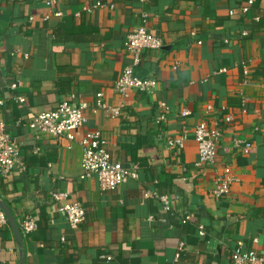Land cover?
Segmentation results:
<instances>
[{"label": "crops", "instance_id": "crops-1", "mask_svg": "<svg viewBox=\"0 0 264 264\" xmlns=\"http://www.w3.org/2000/svg\"><path fill=\"white\" fill-rule=\"evenodd\" d=\"M97 2L106 6L83 9ZM246 5L0 0V121L18 142L25 166L0 178V199L18 224L26 216L36 222L23 234L25 264H230L239 244L264 255V0L243 13ZM139 25L164 41L161 49L144 51L135 66L157 86L152 94L131 90L123 97L114 82L132 63L126 37ZM13 82L17 89L10 88ZM97 93L107 107L119 108L117 116L97 107ZM71 94L85 104L83 130L99 131L112 159L139 165L137 176L117 189L81 178L76 139L37 137L27 128L33 115ZM228 113L234 114L230 122ZM201 122L220 129L218 167L230 165L236 178L222 198L213 194L221 168L196 165L194 128ZM182 135L183 147L168 148V139ZM234 137L251 142V151L236 149ZM56 190L68 191L85 208L76 228L52 199ZM186 215L192 218L181 223ZM180 242L184 250L176 259ZM19 258L11 226H0V264H20Z\"/></svg>", "mask_w": 264, "mask_h": 264}, {"label": "built area", "instance_id": "built-area-1", "mask_svg": "<svg viewBox=\"0 0 264 264\" xmlns=\"http://www.w3.org/2000/svg\"><path fill=\"white\" fill-rule=\"evenodd\" d=\"M254 0H247L248 5L241 8L243 13L249 10V6ZM50 3V2H48ZM106 4L97 2L92 7H83L87 12L93 8H102ZM113 8V5H109ZM61 16V12L54 13ZM143 19L145 15L142 14ZM47 18V17H46ZM201 43V41H198ZM164 41L161 37L151 33L144 25L135 27L126 37V47L132 55V63L123 67L120 75L114 82L115 91L125 97L131 90L142 93L152 94L155 92L157 81L155 78H142L135 73V66L141 61L142 54L146 50L161 49ZM177 64L173 68H177ZM19 83L13 82L9 86L11 89H17ZM16 100L22 102L24 97L17 95ZM2 103V101H0ZM96 105L98 108L111 112V116L115 117L119 114L118 107H107L102 99V93H97ZM84 103L78 101L76 94H71L68 99L61 101L55 108L42 111L33 115L28 123L27 128L37 137L40 135H51L57 139L67 137L76 139L82 148V173L81 178H96L103 190H113L120 187L128 179L137 176V163H131L128 167L121 162L112 159L108 150L104 147V142L99 131L83 130L86 118L82 113ZM161 106L166 105L161 102ZM242 111H246L245 108ZM189 111L183 110L182 115H188ZM234 119V114L228 113L225 121L230 122ZM221 139L220 129L209 127L205 122H201L194 128V141L197 145V161L198 166L218 167L217 153ZM186 135L177 138L168 139L167 146L172 148L175 146L183 147ZM233 146L243 153H249L252 149V143L239 137L232 140ZM24 169V163L21 159V153L18 142L10 135L6 125L0 121V178L7 177L10 172L15 169ZM220 171H217L214 179L213 194L216 198H222L229 194L231 184L236 181L228 164L221 165ZM150 193L146 192L145 196ZM52 199L57 203L58 210L64 213L65 218L72 228H76L86 218V210L78 201L72 200L70 193L65 190H56L51 192ZM162 202L163 209L171 210V201L168 195L157 196ZM192 215H186L181 218V223H187ZM7 217L0 209V226L7 225ZM22 234H28L36 228L35 220L26 216L19 223ZM202 231V226H200ZM184 250V243L178 244L176 259L180 257ZM110 259V257H106ZM230 264H264V255L258 254L252 249H244L239 244L231 253Z\"/></svg>", "mask_w": 264, "mask_h": 264}, {"label": "water", "instance_id": "water-1", "mask_svg": "<svg viewBox=\"0 0 264 264\" xmlns=\"http://www.w3.org/2000/svg\"><path fill=\"white\" fill-rule=\"evenodd\" d=\"M0 209L6 215L7 221L9 223V225L11 226V229L14 233L15 239L18 243L19 255H20L19 263L25 264L26 252L23 249V234L21 232L20 226H19L15 216L13 215L12 211L10 210L9 206L1 199H0Z\"/></svg>", "mask_w": 264, "mask_h": 264}, {"label": "trees", "instance_id": "trees-1", "mask_svg": "<svg viewBox=\"0 0 264 264\" xmlns=\"http://www.w3.org/2000/svg\"><path fill=\"white\" fill-rule=\"evenodd\" d=\"M260 210H262L264 212V209H260Z\"/></svg>", "mask_w": 264, "mask_h": 264}]
</instances>
